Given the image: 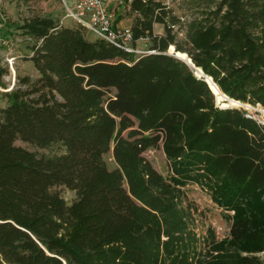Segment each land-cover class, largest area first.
<instances>
[{"label":"trees","instance_id":"trees-1","mask_svg":"<svg viewBox=\"0 0 264 264\" xmlns=\"http://www.w3.org/2000/svg\"><path fill=\"white\" fill-rule=\"evenodd\" d=\"M197 1L201 18L179 41V20L164 5L124 0L134 16L132 44L150 43L149 53L137 57L88 40L78 24L23 21L37 77H19L0 92L3 263L154 264L152 215L133 202L123 176L134 197L162 209L168 190L140 162L161 143L172 171L201 168L233 211L231 239L199 264H264V124L239 107L216 106L207 84L164 54L174 46L228 98L264 109V0ZM155 24L161 35L153 33ZM110 89L114 95L103 100ZM17 140L62 153L38 155ZM110 145L122 173L102 160ZM58 186L74 193L69 205L53 190Z\"/></svg>","mask_w":264,"mask_h":264},{"label":"rangeland","instance_id":"rangeland-1","mask_svg":"<svg viewBox=\"0 0 264 264\" xmlns=\"http://www.w3.org/2000/svg\"><path fill=\"white\" fill-rule=\"evenodd\" d=\"M154 1L164 5L170 11L169 15L179 20V24L173 28L179 41H185L184 33L188 23L200 19L204 10L203 3L197 0ZM123 2H115L112 6L114 23L115 19H119L123 22L122 28H130L134 16ZM64 13L62 0H0V70L4 71L0 78L4 88L0 87V92L13 89L19 77H29L31 80L37 77L32 64L27 60L31 56L26 48L27 39L19 29L23 21L39 16L62 21L65 25L75 24L70 18L63 19ZM156 31L162 33L161 25H153V33ZM84 34L90 41L98 40L86 30ZM149 45V40H137L131 45L134 56L148 54ZM114 93V89H110L103 100L112 97ZM4 105L5 100L0 95V107ZM239 108L259 124H264V115L257 106ZM126 133H123V137H126ZM14 144L38 155L62 153L57 146L39 149L18 140ZM102 158L108 170L122 173L112 157L111 145ZM140 162L144 169L151 168L156 173V186L166 188L169 197L162 209L153 210L132 195L127 179L123 176V187L133 202L152 215L154 264H199L212 260L217 254L214 251L215 245L230 240L233 231V211L222 206L219 185L199 167L190 168L185 174H176L169 166L161 143L156 149L144 151L140 155ZM53 190L66 205L74 199V193L62 186L54 187ZM0 264L5 263L0 259Z\"/></svg>","mask_w":264,"mask_h":264},{"label":"built area","instance_id":"built-area-1","mask_svg":"<svg viewBox=\"0 0 264 264\" xmlns=\"http://www.w3.org/2000/svg\"><path fill=\"white\" fill-rule=\"evenodd\" d=\"M122 0H62L64 17L92 33L96 39L127 51L133 52L132 33L129 28H118L114 23L112 6ZM59 24H63L62 21ZM252 118L250 115H246Z\"/></svg>","mask_w":264,"mask_h":264},{"label":"water","instance_id":"water-1","mask_svg":"<svg viewBox=\"0 0 264 264\" xmlns=\"http://www.w3.org/2000/svg\"><path fill=\"white\" fill-rule=\"evenodd\" d=\"M164 54L172 56L175 59L181 61L182 63H184L186 66H188L190 68L191 72L193 73V75L196 78L202 79L207 84L208 88L210 89L216 106L221 107L224 104L225 100L234 101V100L228 98L226 95H224L219 90V88L216 86V84H214V82L212 81V79L210 77L203 74V72L199 68H196L192 64L191 59L185 53L178 52L175 50L174 46L169 45L166 48V51ZM180 55H182L183 57L180 58ZM218 98H221V100L219 101ZM230 107H232V106H230ZM221 108H223V107H221ZM225 108H228V107H225Z\"/></svg>","mask_w":264,"mask_h":264},{"label":"bare ground","instance_id":"bare-ground-1","mask_svg":"<svg viewBox=\"0 0 264 264\" xmlns=\"http://www.w3.org/2000/svg\"><path fill=\"white\" fill-rule=\"evenodd\" d=\"M183 56L182 55H180V58H182ZM210 83V82H209ZM211 84V83H210ZM218 100L220 101L221 100V98H218ZM230 106H232V107H244V108H246V109H250L251 108V106H249V105H247V104H242V103H239V102H237V101H228V100H225V102H224V104L221 106V107H223V108H225V107H230ZM257 108H258V110L264 115V109L260 106V105H257Z\"/></svg>","mask_w":264,"mask_h":264},{"label":"crops","instance_id":"crops-1","mask_svg":"<svg viewBox=\"0 0 264 264\" xmlns=\"http://www.w3.org/2000/svg\"><path fill=\"white\" fill-rule=\"evenodd\" d=\"M129 22V21H128ZM122 24H123V22L122 21H119L118 23H117V27L119 28V27H121L122 28ZM156 26H159L160 27V25L159 24H155ZM162 27V26H161ZM90 34H92V33H90ZM155 34H157V35H161L162 33L160 32V31H156L155 32ZM93 35V34H92ZM94 36V35H93Z\"/></svg>","mask_w":264,"mask_h":264}]
</instances>
